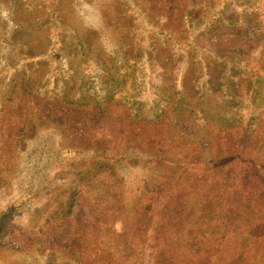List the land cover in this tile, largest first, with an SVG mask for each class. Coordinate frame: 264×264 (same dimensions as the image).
Listing matches in <instances>:
<instances>
[{
  "label": "rangeland",
  "instance_id": "obj_1",
  "mask_svg": "<svg viewBox=\"0 0 264 264\" xmlns=\"http://www.w3.org/2000/svg\"><path fill=\"white\" fill-rule=\"evenodd\" d=\"M116 1L58 0L55 32L44 23L48 0H0V264H264V119L258 131L212 136L208 147L189 108L135 120L124 98L149 102L159 83L146 65L134 66L132 17ZM186 1L142 0L176 32ZM220 1L238 22L255 13L264 23V0ZM263 28L244 34L239 24L212 41L264 64ZM152 58L177 73L169 50ZM53 64L63 92L56 96L44 86ZM179 72L193 106L194 74ZM84 81L112 98L91 100ZM119 158L126 166L112 165Z\"/></svg>",
  "mask_w": 264,
  "mask_h": 264
},
{
  "label": "trees",
  "instance_id": "obj_2",
  "mask_svg": "<svg viewBox=\"0 0 264 264\" xmlns=\"http://www.w3.org/2000/svg\"><path fill=\"white\" fill-rule=\"evenodd\" d=\"M48 1L49 11L44 23L47 22L52 26L55 32L60 31L61 23L57 15L58 0ZM219 1L214 6L213 0H203L201 3L187 0L181 19V29L178 32L167 25L163 16L154 15L142 0L116 1L118 5H123L130 18L132 17L129 36L132 38L130 44L132 47L134 45L135 54L132 56L136 61L134 66L141 64L144 71L146 65L148 78L155 79V82L159 83L157 94L153 93L152 97L145 96L149 102L140 101L135 93L124 98L123 103L129 107L135 120L147 122L160 120L164 109L168 106H171V111L175 114H182L186 108H189L191 115H194L195 133L205 131V147L212 143V136L229 133L238 128L245 133L258 131L264 119V64H251L248 57L252 52H243L238 48L224 52L212 41L214 34L218 36L223 30H234L239 24L243 27L244 34H247L250 31L261 30L264 23L257 19L255 13H246L243 21L238 22L234 17L235 14L226 15L229 12L227 1ZM234 1H238L237 3L248 1L253 4L254 0ZM252 4H246L244 7L247 10ZM253 17L256 19L253 20ZM134 22L136 26L133 25ZM262 31L259 40H264V28ZM52 40L55 41L54 46L59 51V47L62 46L59 37L54 34ZM77 46L81 50L82 44L78 42ZM261 47H264V43ZM56 48L51 52L53 56L58 57ZM158 48L169 50L174 67L176 66V74L167 73L153 64L152 57ZM128 55L129 53H126V57ZM256 62L259 63L258 60ZM27 66L28 64H17L15 70L20 67L23 70L22 74H26L29 72ZM37 66L38 64H33L30 70L36 69ZM181 68L187 70V73L190 69L194 74L192 81L196 101L193 106L185 101V73L179 72ZM59 73L61 74L59 64H53L52 70L46 74L47 81L44 85L51 89V93L55 96L63 93L62 87L59 88L54 82L55 76ZM23 77L26 78V75ZM82 84L90 93L91 100H97L96 102L102 105L107 104L113 96V91L108 94L99 82L84 81ZM42 91L41 89L38 93ZM101 104H98V110ZM115 155L118 156L119 153ZM220 155L221 151L216 150L217 158ZM112 163V165L126 166L125 158H119ZM150 164L146 163L143 166ZM76 189L77 186L73 187V193L66 203L61 204L62 216L71 213ZM138 191L140 190L137 189L135 192ZM149 205L144 203L142 207L147 209ZM3 219L4 217L1 221Z\"/></svg>",
  "mask_w": 264,
  "mask_h": 264
}]
</instances>
